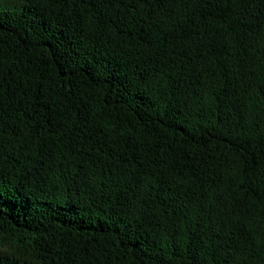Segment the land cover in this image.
<instances>
[{"label":"trees","instance_id":"1","mask_svg":"<svg viewBox=\"0 0 264 264\" xmlns=\"http://www.w3.org/2000/svg\"><path fill=\"white\" fill-rule=\"evenodd\" d=\"M0 264H264V0H0Z\"/></svg>","mask_w":264,"mask_h":264}]
</instances>
